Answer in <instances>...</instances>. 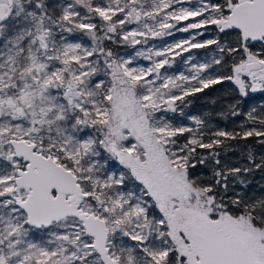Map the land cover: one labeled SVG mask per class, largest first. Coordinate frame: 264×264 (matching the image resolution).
I'll list each match as a JSON object with an SVG mask.
<instances>
[{"label":"snow or ice","instance_id":"6c2138e0","mask_svg":"<svg viewBox=\"0 0 264 264\" xmlns=\"http://www.w3.org/2000/svg\"><path fill=\"white\" fill-rule=\"evenodd\" d=\"M258 93L264 0H0V264H264Z\"/></svg>","mask_w":264,"mask_h":264},{"label":"trees","instance_id":"16d2710c","mask_svg":"<svg viewBox=\"0 0 264 264\" xmlns=\"http://www.w3.org/2000/svg\"><path fill=\"white\" fill-rule=\"evenodd\" d=\"M217 87H222V86H217ZM213 97H216L218 100V103L216 105H212L210 102V98L209 99H205V100H200L197 101L196 103H194V105L191 107L190 111H193L195 114H199L201 112H216L219 111L221 104L219 103L220 100H227L228 97L225 95L224 92H213L212 93ZM256 99L254 100V102L258 101V100H264V96H262L261 94L259 95H255ZM213 123L215 126L218 125H223L226 122L221 120L218 116H213ZM229 130H231V128L233 127V125L229 124L228 125ZM255 180L258 182L260 180V177L257 176L255 178ZM253 187H256V183L253 184Z\"/></svg>","mask_w":264,"mask_h":264},{"label":"rangeland","instance_id":"374dc122","mask_svg":"<svg viewBox=\"0 0 264 264\" xmlns=\"http://www.w3.org/2000/svg\"><path fill=\"white\" fill-rule=\"evenodd\" d=\"M181 35H183V34H181ZM255 95H259V93L258 94H255ZM253 103L254 104H264V100H258V101L253 102ZM213 126H215L214 123H213Z\"/></svg>","mask_w":264,"mask_h":264}]
</instances>
